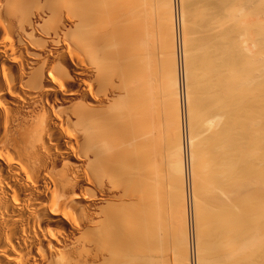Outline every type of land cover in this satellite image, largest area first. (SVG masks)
Returning <instances> with one entry per match:
<instances>
[{
  "label": "bare ground",
  "instance_id": "obj_1",
  "mask_svg": "<svg viewBox=\"0 0 264 264\" xmlns=\"http://www.w3.org/2000/svg\"><path fill=\"white\" fill-rule=\"evenodd\" d=\"M193 1L0 0V264H264V0Z\"/></svg>",
  "mask_w": 264,
  "mask_h": 264
},
{
  "label": "rangeland",
  "instance_id": "obj_2",
  "mask_svg": "<svg viewBox=\"0 0 264 264\" xmlns=\"http://www.w3.org/2000/svg\"><path fill=\"white\" fill-rule=\"evenodd\" d=\"M192 1H193V0H192ZM201 1H202V0H199L198 2L195 1V3H198V4L201 3V4H200L201 6H202V5H203V6L206 5V3H205L206 0H205V2L202 1L204 4H202ZM210 1H211V2H209V1H207V2H209V4H210V3L212 4V1H215V0H210ZM234 2H235V1H234ZM234 2H233V5L235 4ZM189 3H190V2H189ZM193 3H194V1H193ZM213 3H215V2H213ZM237 3H238V2H237ZM190 4H192V3H190ZM209 4H208V6H209ZM193 5H194V4H193ZM195 5H196L195 8L198 9L200 12H203V11H204V10H202L203 7H202V8H197L198 5H197V4H195ZM213 5H215V4H213ZM213 5H212V6H213ZM230 5H231V4H230ZM233 5H232V6H233ZM201 6H199V7H201ZM230 7H231V6H230ZM193 8H194V7H193ZM204 8L206 9L207 7H204ZM232 8H233V7H231V9H232ZM198 10H197V12H198ZM208 10H209V8H208ZM208 10L206 9L205 11L208 12ZM233 10H234V12L236 11L235 8H233ZM200 12H198V13H199V14H198L199 16H200ZM207 12H206L205 14H206V16L208 17V15L210 16V13H207ZM209 12H210V11H209ZM236 12H237V11H236ZM229 13H230V12H228V14H227L226 17L230 16ZM240 13H241V12H239V15H240V17H241V14H242V13H241V14H240ZM202 14H203V13H202ZM207 14H208V15H207ZM235 14H236V13H235ZM243 15H244V14H243ZM243 15H242V16H243ZM236 16H237V14H236ZM236 16H235L234 19H236V18L239 17V16H237V17H236ZM200 17L202 18V15H201ZM203 17H205V16H203ZM207 17H205V18H207ZM229 18H231V16H230ZM208 19H209V18H208ZM227 19H228V18H226V20H227ZM238 19H239V18H238ZM197 20L199 21V18H197ZM228 20H229V19H228ZM236 20H237V19H236ZM240 20H241V19H240ZM233 21H234V20H233ZM226 22H228V21H226ZM234 23H235V22H234ZM225 24H226V23H225ZM227 24H228V23H227ZM227 24H226V25H227ZM229 24H230V22H229ZM230 25H231V24H230ZM224 26H225V25H224ZM229 27H230V26H229ZM198 79H199V78H198ZM199 80L201 81L202 78L199 79ZM199 80H198V83L200 82ZM198 86H200V85H198ZM210 113H211V112H210ZM212 113H213V111H212ZM212 113H211V114H212ZM211 114H208L209 117H210ZM212 115H213V114H212ZM211 117H213V116H211ZM209 146H210V145H209ZM209 146H208V147H209ZM208 149H209V148H208ZM210 149L212 150V147H210ZM210 149H209V151H210ZM206 150H207V149H206ZM213 150H214V148H213ZM213 150H212L211 152H213ZM209 151L207 150V152H209ZM214 151H215V150H214ZM211 152H210V153H211ZM206 154H207V153L205 152V154H204V158H205V157L207 158V157H209L208 155H210V154H208L207 156H205ZM213 155H214V152H213ZM213 155H212V157H213ZM210 156H211V155H210ZM206 158H205V160H203L204 163H205V161L207 162L208 160L212 159V158H210V159L207 158L208 160H206ZM208 162H209V161H208ZM208 162H207L206 164H208ZM209 163H210V162H209ZM206 164H205V167H207ZM203 165H204V164H203ZM166 168L168 169V166L165 167V165H164L165 174H166V175L168 174V176H169L170 173H169V171H168ZM166 171H168V173H166ZM210 171H211V170H210ZM206 173H207V170H206ZM164 177H166V176H164ZM223 234H224V233H223ZM220 235H221V234H220ZM220 235H219V236H220ZM203 236H204V235H203ZM217 236H218V235H217ZM219 236H218V238L216 237V239L221 240L222 238H225V237H226V236H223L222 238H220L221 236H220V237H219ZM203 240H205V238H203ZM222 240H223V239H222ZM224 240H225V239H224ZM214 241H217V240H214ZM202 242H203V241H202ZM218 242H219V241H218ZM218 242H217V243H218ZM225 242H226V240H225ZM219 243H221V242H219ZM222 243H223V244H222ZM222 243H221V245H223V246H221L222 248H223L224 246H226V247L229 246V244H228V246L225 245V244H227V242L224 244V241H223ZM218 247H220L219 244H218L217 248H218ZM226 247H224V248H223V251L221 250L220 252H219V250L222 249V248H220V249L218 248L219 250H217V248H216V251H215V252H219L220 254H222V252H223V253H226L225 255L223 254V257H221L220 254H217V255H219L217 258H218V259L221 258V259H220L221 261L218 260V259H216V261H215V260L213 261L214 258H211V257H212V256L215 257V256H214L215 253L211 255L210 259H212L213 262H216V263H214V264H218L219 262L222 263V262L226 261V259L230 258L229 255H227V254H228L231 250H230V249H227ZM228 248H231V247H228ZM224 249H226V250H224ZM227 250H228V251H227ZM224 251H225V252H224ZM190 254H191V251H190ZM190 254H189V255H190ZM226 255H227V258L224 257V256H226ZM189 257L191 258V255H190ZM219 257H220V258H219ZM222 258H225V260L222 259ZM210 259L207 258L206 260H209V261H210ZM229 260H230V259H228V262H230ZM212 261H210V262H212ZM217 261H218V263H217ZM228 262H227V264H228ZM220 263H219V264H220ZM225 263H226V262H224V264H225ZM212 264H213V263H212ZM229 264H230V263H229Z\"/></svg>",
  "mask_w": 264,
  "mask_h": 264
},
{
  "label": "crops",
  "instance_id": "obj_3",
  "mask_svg": "<svg viewBox=\"0 0 264 264\" xmlns=\"http://www.w3.org/2000/svg\"><path fill=\"white\" fill-rule=\"evenodd\" d=\"M215 5H216V4H215ZM215 5H214V6H215ZM210 6H212V5L210 4ZM210 6H209V7H210ZM211 8H212V7H211ZM190 9H191V7H190ZM190 9H189V10H190ZM194 9H195V8H194ZM194 9L192 8V9L190 10V11H191V12H190L191 14L193 13L192 11H193ZM195 10H196V9H195ZM209 10H210V8H209ZM211 11H212V10H211ZM211 11H210V12H211ZM213 11H214V12H213ZM213 11H212V12H213L214 14H213V13H212L213 15H212L211 13H210V14H211L212 16L215 15L214 17H215V19H216V14H215V13H216V12H215V11H216V8H214ZM194 13H198L197 10H196ZM194 13H193V14H194ZM191 14H190V15H191ZM193 16H194V15H193ZM195 16H198V14H197V15L195 14ZM214 17H213V18H214ZM192 18H193V20H194L195 17H192ZM192 18H191L190 23H191V22H194V23H193V26H197V27L200 28V27H201L200 25L203 24V23H202V20H200L201 18L199 19V20L201 21V22H200L201 24H200V23H197V22H199V21H196L197 18H195L194 21L192 20ZM213 18H212V19H213ZM202 19H203V17H202ZM209 19H211V18H209ZM212 19H211V20L205 19V20H206V21H207V20H208V21H211V23H210V22H209V23H210L211 25L213 24L212 26H214V23H212V22H213ZM203 20H204V19H203ZM206 21H205V22H206ZM215 21H217V20H215ZM205 22H204V24H205ZM195 23H197L198 25H194ZM209 23H206V24L209 25ZM199 24H200V25H199ZM215 24H216V22H215ZM208 25H207V26H208ZM216 25H217V24H216ZM216 25L214 26V28H215V27L217 28ZM191 26H192V25H191ZM202 26L205 27L206 25H202ZM204 27H203V29H204ZM208 27H209V26H208ZM208 27H207V28H208ZM192 29H193V27H192ZM196 29H198V28H196ZM203 29L201 30V28H200V29H198L197 31L200 30V32H201V31H203ZM205 29H206V28H205ZM205 29H204V30H205ZM210 29H211V27H209V32H208V30L206 29V30H207L206 32H208L207 34H209V35H211L210 32H211V30L213 29V27H212L211 30H210ZM193 30H195V27H194ZM213 30H215V33H216V29H213ZM213 30H212V31H213ZM195 31H196V30H195ZM195 31H194V32H195ZM197 31H196V33H197ZM192 32H193V31H192ZM194 32H193V35H194V36H196V35L199 36L198 39H201V38H202V37H201L202 34H203V36H204V34H206V32L203 31V32H205V33H201V36H200V35H199V32H198V34H196V35H195ZM212 35H213V34H212ZM197 36H196V37H197ZM207 36H208V35H207ZM215 36H216V35H214V37H213V36H210V37H211L212 39L214 38L213 40L215 41ZM200 37H201V38H200ZM205 37H206V35H205L203 38H205ZM192 38H193V37H192ZM193 39H194V38H193ZM193 39H192V40H193ZM207 39H208V40H207ZM212 39H209V36H208V38H207V37L205 38V40L208 41V42H209V41H212V42H209L210 45H213V43H214V41H213ZM216 39H217V37H216ZM194 40H195V39H194ZM196 40H197V38H196ZM205 40H204V41H205ZM206 41H205V44L207 43ZM195 43H197V42L195 41ZM195 43H194V44H195ZM207 44H208V43H207ZM209 44H208V45H209ZM195 48H196V47H195ZM210 48H212V46H211ZM211 50H212V49H211Z\"/></svg>",
  "mask_w": 264,
  "mask_h": 264
}]
</instances>
